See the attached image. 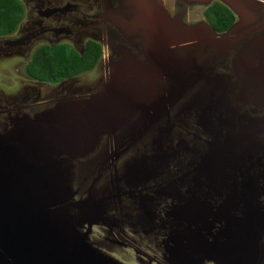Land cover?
Returning <instances> with one entry per match:
<instances>
[{"label":"flooded vegetation","instance_id":"af4514ba","mask_svg":"<svg viewBox=\"0 0 264 264\" xmlns=\"http://www.w3.org/2000/svg\"><path fill=\"white\" fill-rule=\"evenodd\" d=\"M17 2L21 21L14 32L0 35V59L2 65L22 59L33 79L20 88L0 84V134L8 133L15 120H34L62 103L92 99L121 69L119 85L146 88L154 99L184 88L165 107L152 105L146 119V107L134 108L101 135L96 150L75 161L71 201L78 205L72 211L77 235L90 247L87 253L100 252L126 264H264V86L246 74L264 65V21L238 25L230 12V22L213 23L207 10L202 19L187 16L185 21L195 26L206 21L223 39L219 49L209 45L199 54L193 49V59L179 54V69L174 70V65H152L155 58L145 56L144 41H129L109 18L115 8H128L127 0ZM216 3L221 4L192 11ZM170 11L174 15L179 9ZM91 44L96 49L90 50ZM64 45L82 57L101 56L80 76L62 78L61 72L55 80L44 79L46 56L67 51L58 50ZM188 60L192 71L181 85ZM0 73L12 77L7 68ZM84 73L95 76L90 81ZM225 121L254 132L255 145L246 146ZM221 151L241 152V164ZM95 167L96 174L90 170ZM97 260L65 254L59 261Z\"/></svg>","mask_w":264,"mask_h":264},{"label":"water","instance_id":"95a60500","mask_svg":"<svg viewBox=\"0 0 264 264\" xmlns=\"http://www.w3.org/2000/svg\"><path fill=\"white\" fill-rule=\"evenodd\" d=\"M127 1L128 8L125 4L115 8L109 18L129 41H144L145 56L151 54L155 58L152 65H174V70L179 69V54H190L193 59V53L203 52L206 46L219 49L223 39L206 21L198 26L186 22L194 7L207 8L220 2L239 19L238 25L264 21L263 0ZM172 7L179 9L174 15ZM118 39L125 43L122 36ZM128 48L134 47L129 44ZM134 64L139 69L140 64ZM182 70L183 67L179 72ZM190 70L192 64L188 60L181 73V85L186 84ZM123 74L121 69L105 90L92 99L62 103L45 117L15 120L8 133L0 134V264H61L59 260L65 254L78 260L79 256L80 260L97 257L98 264H126L100 252L92 256V250L87 253L90 247L77 235L78 218L72 209L78 204L71 201L75 161L96 150L101 135L134 108L146 107V119L152 105L154 109L165 107L170 100L179 98L184 88L170 89V96L163 93L154 99L146 88L119 85ZM246 74L254 84L264 86V65ZM151 100V104L147 102ZM225 123L246 146L255 145L254 132L238 127L237 123ZM228 152L221 151V155L228 154L226 159L241 164V152ZM84 213L92 215L93 211L84 209Z\"/></svg>","mask_w":264,"mask_h":264},{"label":"trees","instance_id":"16d2710c","mask_svg":"<svg viewBox=\"0 0 264 264\" xmlns=\"http://www.w3.org/2000/svg\"><path fill=\"white\" fill-rule=\"evenodd\" d=\"M20 7L21 5L17 0H0V35L11 34L17 29L21 21ZM205 15L207 19L213 23H218L219 20L223 19L230 22L233 18L230 11L219 3H216L213 7L207 9ZM93 49L96 48L91 44L90 50ZM100 56L101 52H99L98 57L95 55L94 57H91L90 54L82 57L78 53L71 55L68 53V50L61 53H48L46 56V66L49 68V71L47 76L43 77L44 79L55 80L54 74L56 73L61 74L62 72V78L78 74L79 72L94 66ZM63 66H66L64 75Z\"/></svg>","mask_w":264,"mask_h":264},{"label":"rangeland","instance_id":"374dc122","mask_svg":"<svg viewBox=\"0 0 264 264\" xmlns=\"http://www.w3.org/2000/svg\"><path fill=\"white\" fill-rule=\"evenodd\" d=\"M204 10H207V9L202 8V9H199V10L196 9V11H194V12L191 11L190 15H189V18L202 19L203 18V14H204ZM65 49L68 50V53L71 54V55L76 54V51L71 50L72 48L70 46H68V45H64V46H62L61 49L59 48L58 50H65ZM2 64H3L2 60L0 59V68H7L8 70L12 71V77L6 76L5 74H7V73H5V72H4L5 74L4 73L3 74L0 73V84H3V86L9 87L10 86L9 84L15 83L16 86H18L19 88H20L21 85H22V87H26L28 84H30L29 81L31 79H33L26 72V63L23 62L22 59L9 60L6 65H2ZM29 70H30V67H29ZM84 74L86 76H88L90 81L95 76V73H84ZM7 75H9V74H7ZM80 75H81V73L78 74V76H80ZM17 79L18 80H22L23 82L20 81V82L16 83ZM22 87H21L20 90L23 89ZM101 169H103V168H101ZM107 169H106V176H107V173H108ZM90 170L96 174L97 171H98V167H95L94 171L92 170V168H90ZM99 170H100V168H99ZM101 185L102 184H100L99 186H101Z\"/></svg>","mask_w":264,"mask_h":264}]
</instances>
